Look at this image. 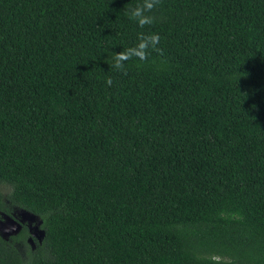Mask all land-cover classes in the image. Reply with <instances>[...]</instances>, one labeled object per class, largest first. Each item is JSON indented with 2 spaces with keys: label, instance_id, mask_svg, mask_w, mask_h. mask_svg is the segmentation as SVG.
Instances as JSON below:
<instances>
[{
  "label": "trees",
  "instance_id": "obj_1",
  "mask_svg": "<svg viewBox=\"0 0 264 264\" xmlns=\"http://www.w3.org/2000/svg\"><path fill=\"white\" fill-rule=\"evenodd\" d=\"M142 3L0 0V264H264V0Z\"/></svg>",
  "mask_w": 264,
  "mask_h": 264
},
{
  "label": "clouds",
  "instance_id": "obj_2",
  "mask_svg": "<svg viewBox=\"0 0 264 264\" xmlns=\"http://www.w3.org/2000/svg\"><path fill=\"white\" fill-rule=\"evenodd\" d=\"M159 3L160 0H143L142 4L137 5L129 11V18L136 21L140 27L150 25L153 23V17L147 15V13H150ZM159 39L157 34H141L138 45L113 54L111 66L116 69H122L124 67V62L128 61L133 56L139 58L141 61L146 60L147 50L150 47L154 49L159 43ZM107 83L110 85L111 80L109 79Z\"/></svg>",
  "mask_w": 264,
  "mask_h": 264
},
{
  "label": "rangeland",
  "instance_id": "obj_3",
  "mask_svg": "<svg viewBox=\"0 0 264 264\" xmlns=\"http://www.w3.org/2000/svg\"><path fill=\"white\" fill-rule=\"evenodd\" d=\"M9 190V187H3V192H9ZM22 224L27 226V242L30 249H33L40 240V220L30 212L17 208L9 203L6 212L0 211V234L2 236L5 237L14 233Z\"/></svg>",
  "mask_w": 264,
  "mask_h": 264
},
{
  "label": "water",
  "instance_id": "obj_4",
  "mask_svg": "<svg viewBox=\"0 0 264 264\" xmlns=\"http://www.w3.org/2000/svg\"><path fill=\"white\" fill-rule=\"evenodd\" d=\"M20 228H21V225L17 228V230H16L15 232L19 231ZM40 230H41V229H40ZM15 232H14V233H15ZM42 236H43V230H41L40 239L42 238Z\"/></svg>",
  "mask_w": 264,
  "mask_h": 264
}]
</instances>
